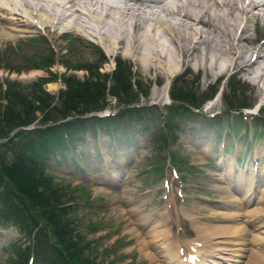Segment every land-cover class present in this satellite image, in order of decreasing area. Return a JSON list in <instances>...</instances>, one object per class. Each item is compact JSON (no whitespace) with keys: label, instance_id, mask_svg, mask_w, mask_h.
<instances>
[{"label":"rangeland","instance_id":"1","mask_svg":"<svg viewBox=\"0 0 264 264\" xmlns=\"http://www.w3.org/2000/svg\"><path fill=\"white\" fill-rule=\"evenodd\" d=\"M14 1L20 3V0ZM249 24L248 33L255 37L252 23ZM60 32L63 34L53 37L54 44L42 32L23 35L16 40L0 39V88L6 81H15L25 88L31 82L48 78L42 88L51 94L67 89L63 77L74 75L77 82H83L90 73H96L101 80L112 70L116 59L130 67V81H138L145 93L136 95L140 116L108 119L106 126L104 121H96V124L91 119H86L84 126L75 125L67 142L47 152L41 171L51 178L52 186L61 188L59 192L64 191L72 197L68 217L73 219L74 228L80 231L83 240L90 242V252L85 253H90L91 258L93 256L101 264H163L154 239L145 231L151 219L166 213L169 240L182 247L183 241L195 240L196 234L190 218L181 212V205L192 210L199 221L220 217V213L209 211L211 205L214 208L220 205V193L213 187L222 168V163H217L219 154L230 155L237 167L244 168L249 159L253 162L254 151L262 147L254 167L258 170L264 165L262 119L257 118V113L243 118L236 112L223 114L227 107L223 94H230V85L234 84L235 92L239 96L244 93L245 99L253 104L264 102L263 94L258 93L262 88L252 85L253 74L244 72L223 71L215 79L221 71L219 63L215 74L214 71L205 74V70L197 65L199 55L187 62L179 61L177 69L167 78L154 63L125 55L119 48L105 49L99 41L85 34ZM161 39L166 41L168 49L172 47L166 35L161 34ZM167 54L166 51V57ZM248 56L249 52H246L245 58ZM26 57L50 58L47 64L43 60L42 67L35 69L29 66ZM209 61L212 63V58ZM86 66L93 70L89 71ZM175 75H184L182 81L185 83L194 79L198 92L212 84L216 93L213 103L204 102L197 114L181 111L175 114L169 120L175 123L171 132L174 138H171V135L162 134L161 126L167 112L163 103H167L168 87ZM226 78H229L228 82ZM177 79L179 82L180 78ZM105 82L109 85L110 78L107 77ZM100 103L108 111L115 110L118 114L126 107L107 90ZM217 111L220 113L211 116ZM249 111L254 112L253 106ZM242 138L244 142L240 149ZM202 141L207 143L206 150L201 149ZM237 151L238 156L235 155ZM170 158L174 162L172 165H168ZM109 174L118 175V180L112 181ZM129 228L134 230L129 231ZM26 240L18 227L0 220V264H12L17 259V252L24 251ZM153 259H156L155 263ZM246 259L243 258V263ZM263 260L261 264H264Z\"/></svg>","mask_w":264,"mask_h":264},{"label":"bare ground","instance_id":"2","mask_svg":"<svg viewBox=\"0 0 264 264\" xmlns=\"http://www.w3.org/2000/svg\"><path fill=\"white\" fill-rule=\"evenodd\" d=\"M77 1L95 4L99 10H81ZM80 17L93 27L82 24ZM250 22L255 37L248 33ZM198 25L205 29L199 30ZM61 30L85 34L105 49L119 48L125 55L154 63L167 78L179 61L199 55L197 65L205 74H215L218 63L219 74H253L252 85L262 88L258 93L264 94V0H66L64 6L55 0H0L3 41L42 32L53 43L54 36L63 34ZM161 34L172 46L168 51ZM201 146L206 150L207 143L202 141ZM260 152L262 147L255 150V157ZM218 161L222 168L213 187L220 193V205H211L209 211L220 213V217L199 221L192 210L180 206L190 218L195 240L183 241L182 247L170 241L166 213L147 223L145 231L154 239L163 264H241L243 258H247L243 264H261L264 259V204L260 205L264 200V165L256 170L248 160L240 168L230 155L223 154ZM117 176L111 174L110 179L118 180Z\"/></svg>","mask_w":264,"mask_h":264},{"label":"trees","instance_id":"3","mask_svg":"<svg viewBox=\"0 0 264 264\" xmlns=\"http://www.w3.org/2000/svg\"><path fill=\"white\" fill-rule=\"evenodd\" d=\"M49 58L25 59L30 67L41 68L42 61L47 64ZM124 63L116 59L113 70L104 74L101 80L96 73H90L83 82H77L74 75L63 77L67 89L58 90L56 95L42 88L48 78L31 82L25 88L15 81H6L0 88V220L18 227L27 238L24 251L17 252V259L12 264L25 263L28 257L32 258L33 264H101L93 256L91 258L90 253H85L90 252V242L83 240L80 231L74 228L73 219L68 217L72 197L52 186L51 178L43 175L41 166L48 151L67 142L78 124L84 126L85 119L81 115L104 108L100 101L106 90L121 106L133 103L138 93L145 94L138 81H130V67ZM86 68L93 70L90 66ZM183 76H179V82L175 78L168 91L175 103L166 106L161 128L164 136L171 135L173 124L169 120L175 113L188 111V106H199L214 91L210 88L207 94L198 92L192 80L182 81ZM107 77L111 80L109 85L105 82ZM230 87V94L223 97L228 110L249 105L244 93L239 96L234 84ZM120 112L121 115L117 114L111 120L140 115L139 108L135 107H122ZM262 115L264 117V108ZM92 120L104 119L93 117ZM30 124L35 126L21 129Z\"/></svg>","mask_w":264,"mask_h":264}]
</instances>
